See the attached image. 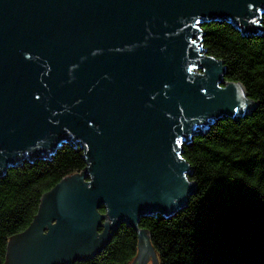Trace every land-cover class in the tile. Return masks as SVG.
<instances>
[{"label": "water", "instance_id": "95a60500", "mask_svg": "<svg viewBox=\"0 0 264 264\" xmlns=\"http://www.w3.org/2000/svg\"><path fill=\"white\" fill-rule=\"evenodd\" d=\"M263 16L264 0H0V178L63 145L86 164L42 196L3 264L86 261L120 225L137 231L131 264H158L138 225L195 192L181 145L256 107L201 26L253 34Z\"/></svg>", "mask_w": 264, "mask_h": 264}, {"label": "trees", "instance_id": "16d2710c", "mask_svg": "<svg viewBox=\"0 0 264 264\" xmlns=\"http://www.w3.org/2000/svg\"><path fill=\"white\" fill-rule=\"evenodd\" d=\"M255 33L230 23L201 26L198 43L222 61L225 81L239 83L256 103L243 119H224L181 145L195 192L175 216L141 218L158 264H264V16ZM86 168L78 146L63 145L47 160L9 168L0 178V264L8 241L24 232L42 196ZM104 213V209L100 210ZM137 231L120 225L100 253L74 264H131Z\"/></svg>", "mask_w": 264, "mask_h": 264}, {"label": "rangeland", "instance_id": "374dc122", "mask_svg": "<svg viewBox=\"0 0 264 264\" xmlns=\"http://www.w3.org/2000/svg\"><path fill=\"white\" fill-rule=\"evenodd\" d=\"M148 264H150V263H148Z\"/></svg>", "mask_w": 264, "mask_h": 264}]
</instances>
